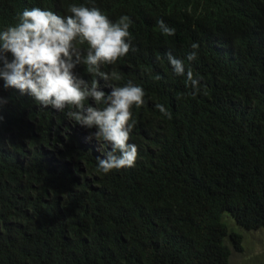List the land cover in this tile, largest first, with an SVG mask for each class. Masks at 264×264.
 I'll return each mask as SVG.
<instances>
[{
    "label": "trees",
    "instance_id": "1",
    "mask_svg": "<svg viewBox=\"0 0 264 264\" xmlns=\"http://www.w3.org/2000/svg\"><path fill=\"white\" fill-rule=\"evenodd\" d=\"M73 3L132 20V49L101 66L108 81L73 71L106 93L143 87L129 140L138 158L103 173L97 158L111 145L95 127L0 79V264H229L242 235L227 218L264 228V0H0V30L25 9L65 16ZM168 53L191 68L198 92Z\"/></svg>",
    "mask_w": 264,
    "mask_h": 264
},
{
    "label": "clouds",
    "instance_id": "2",
    "mask_svg": "<svg viewBox=\"0 0 264 264\" xmlns=\"http://www.w3.org/2000/svg\"><path fill=\"white\" fill-rule=\"evenodd\" d=\"M67 11L70 15L61 16L40 7L25 9L17 23L0 30V79L5 88L28 93L39 105L59 111L70 109L66 115L76 124L95 127L94 138L111 145L103 158H97L98 170L107 174L132 168L138 158L137 146L129 143L136 124L133 107L145 104V90L129 81L106 93L100 90L97 78L86 82L73 71L83 65L88 74L108 81L109 74L101 71V66L115 64L132 49V20L123 15L113 22L99 8L84 4L73 3ZM158 25L162 34H175L163 20ZM76 41L88 44L86 55L74 46ZM191 47L194 51L187 56L189 61L196 59L199 45L193 43ZM167 59L177 75L186 77L194 94L198 92L199 79L191 68L186 71L184 61L171 53ZM89 98L95 107L87 103ZM155 108L172 118L165 105L157 103Z\"/></svg>",
    "mask_w": 264,
    "mask_h": 264
},
{
    "label": "rangeland",
    "instance_id": "3",
    "mask_svg": "<svg viewBox=\"0 0 264 264\" xmlns=\"http://www.w3.org/2000/svg\"><path fill=\"white\" fill-rule=\"evenodd\" d=\"M231 228L242 235L241 248L230 241L229 264H264V228L257 230L241 229L235 221L227 218Z\"/></svg>",
    "mask_w": 264,
    "mask_h": 264
}]
</instances>
